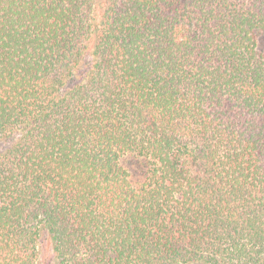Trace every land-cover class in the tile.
Wrapping results in <instances>:
<instances>
[{
  "label": "trees",
  "instance_id": "trees-1",
  "mask_svg": "<svg viewBox=\"0 0 264 264\" xmlns=\"http://www.w3.org/2000/svg\"><path fill=\"white\" fill-rule=\"evenodd\" d=\"M0 264H264V0H0Z\"/></svg>",
  "mask_w": 264,
  "mask_h": 264
}]
</instances>
